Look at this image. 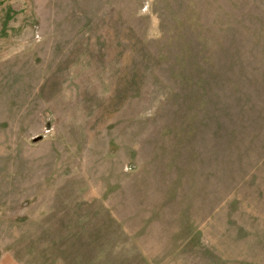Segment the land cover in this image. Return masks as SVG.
I'll return each instance as SVG.
<instances>
[{"label":"rangeland","instance_id":"374dc122","mask_svg":"<svg viewBox=\"0 0 264 264\" xmlns=\"http://www.w3.org/2000/svg\"><path fill=\"white\" fill-rule=\"evenodd\" d=\"M0 264H264V0H0Z\"/></svg>","mask_w":264,"mask_h":264}]
</instances>
